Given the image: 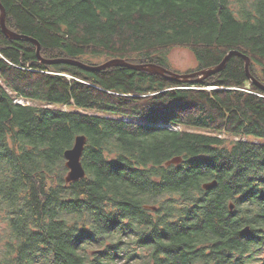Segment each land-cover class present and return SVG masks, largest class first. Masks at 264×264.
<instances>
[{"label":"trees","instance_id":"16d2710c","mask_svg":"<svg viewBox=\"0 0 264 264\" xmlns=\"http://www.w3.org/2000/svg\"><path fill=\"white\" fill-rule=\"evenodd\" d=\"M0 2L46 60L190 74L237 51L264 86V0ZM177 48L196 70L172 67ZM80 135L86 177L68 184ZM0 222V264H264V90L239 55L188 82L46 64L0 23Z\"/></svg>","mask_w":264,"mask_h":264},{"label":"water","instance_id":"95a60500","mask_svg":"<svg viewBox=\"0 0 264 264\" xmlns=\"http://www.w3.org/2000/svg\"><path fill=\"white\" fill-rule=\"evenodd\" d=\"M0 9H1V16H0V23L2 26V29L5 33V35L11 39V40H27V41H31L33 43H35L37 45V55L38 57L41 59V61L43 63L46 64H70V65H75V66H80L82 68L85 69H89V70H103L109 67H127V68H131L134 70H139V71H146L152 74H156V75H161V76H167L170 79H173L175 81L178 82H188L191 81L193 79H197V81L206 79L207 77L213 76L219 72H221L227 65V62L229 61L230 57L233 55H239L242 56L245 61H246V70L247 73L249 75L250 80L258 87H260L261 89L264 90V86L258 81L256 80V78H254L249 71V65H250V58H248L247 56L242 55L241 53L237 52V51H232L230 52L225 59L223 60V62L214 68H209V69H205L202 71H198V72H194L191 74H178L175 73L171 70L166 69L165 67H161L155 64H148V65H132L130 63H128L125 60L122 59H112L109 60L101 65L95 66V67H90L80 61H75L72 59H56V60H46L43 59L41 56V44L39 41L30 38L28 36L25 35H20L18 33L13 32L12 30H10L7 25H6V9L5 7L2 5V3L0 2ZM87 142V137L84 135H80L76 137L75 140V144L72 148L68 149L67 151H65V159H66V167L68 169V173L66 176V182L72 183V182H76L79 181L83 178L86 177V170L84 168V165L82 163V156L84 153V149H85V145ZM183 162V158L182 157H175L173 159H171L170 161H168L166 163L167 167H170L172 165H179ZM218 182L217 181H212L209 183H205L203 185V188L205 190H211L215 187H217ZM149 209L152 210H156V207H148ZM230 209L233 210L234 209V205L233 203L230 205ZM250 232V228L246 227L244 230H242V234L243 235H248Z\"/></svg>","mask_w":264,"mask_h":264},{"label":"rangeland","instance_id":"374dc122","mask_svg":"<svg viewBox=\"0 0 264 264\" xmlns=\"http://www.w3.org/2000/svg\"><path fill=\"white\" fill-rule=\"evenodd\" d=\"M168 57H169V61H170V64L172 65V67L178 71H181V72L194 71L198 67V63H197L196 58L187 49H181V48L174 49L169 53ZM20 101L23 105H30L31 104L30 101H25L22 99H20ZM52 108L56 109L58 107H52ZM58 109L64 110V111H68V110L69 111H76L75 109L68 108V107H60ZM82 113H86V112L82 111ZM225 138L227 140L228 145L230 144V141L237 139V138H230V137H225ZM254 141H256V140H254ZM4 227H5V224L3 222L2 223L0 222V229H3ZM1 247H2V243H0V257H1Z\"/></svg>","mask_w":264,"mask_h":264},{"label":"bare ground","instance_id":"6f19581e","mask_svg":"<svg viewBox=\"0 0 264 264\" xmlns=\"http://www.w3.org/2000/svg\"><path fill=\"white\" fill-rule=\"evenodd\" d=\"M23 100V99H22ZM17 104H21V105H23L22 103H21V101H20V99H16V101H15Z\"/></svg>","mask_w":264,"mask_h":264}]
</instances>
